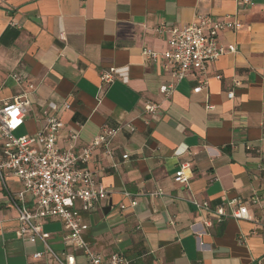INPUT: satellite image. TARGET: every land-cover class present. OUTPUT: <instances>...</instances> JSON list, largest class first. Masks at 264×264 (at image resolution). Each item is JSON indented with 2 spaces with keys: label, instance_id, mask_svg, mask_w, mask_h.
<instances>
[{
  "label": "crops",
  "instance_id": "1",
  "mask_svg": "<svg viewBox=\"0 0 264 264\" xmlns=\"http://www.w3.org/2000/svg\"><path fill=\"white\" fill-rule=\"evenodd\" d=\"M250 1L0 0V107L28 97L25 136L41 131L50 102L61 109L59 147L67 149L76 131V154L104 128L132 127L115 138L112 156L100 148L88 164L109 197L83 216L84 239L105 263L123 253L131 264H264V207L249 203L258 197L264 206V0ZM227 15H236L240 28L222 33L221 41L236 53L162 94L173 83L171 70L164 60L142 57L144 49H167L169 35L157 28ZM110 68L127 77L101 91L100 77ZM14 74H22L21 84ZM149 103L158 105L155 113L145 112ZM182 168L187 186L175 181ZM8 185L22 190L17 180ZM159 190L162 196H151ZM232 200L247 204L248 219L208 227L210 214L192 204L229 211ZM42 228L59 256L72 251L60 219H46ZM19 230L0 185V264H57L40 242L18 237Z\"/></svg>",
  "mask_w": 264,
  "mask_h": 264
},
{
  "label": "built area",
  "instance_id": "2",
  "mask_svg": "<svg viewBox=\"0 0 264 264\" xmlns=\"http://www.w3.org/2000/svg\"><path fill=\"white\" fill-rule=\"evenodd\" d=\"M236 1L244 5L251 4L250 0ZM239 28L236 15H227L219 21H214L209 16H197L192 23L181 28H157V34L169 35L167 49L162 53L144 49L142 57L145 62L157 63L164 60L166 68L171 70L173 83L161 87L160 92L171 95L176 85L191 73L207 75L211 64L217 63L227 53H236V47H226L220 35ZM61 37L63 38V35ZM12 77L18 84L23 81L22 74H14ZM126 77L123 69L110 68L100 77V90L113 85L117 80L125 81ZM238 84L236 82V85ZM228 98H234L233 91L228 93ZM30 105L31 101L24 95L0 107V137L3 140L0 148V185L18 213V237L31 243L40 242L45 252L51 255L57 264H78L76 253L84 256L85 264H131L123 253H115L105 263L84 239L87 226L82 222L84 215L96 210L99 201L109 197V191L97 183L88 169L93 152L101 148L106 155L112 156L115 138L122 130L132 129L131 125L124 124L116 129L104 128L98 137L76 154L75 146L79 139V133L76 131L70 133L67 149L59 147L63 123L58 117L61 109L54 102L47 105L44 126L40 132L35 136H14L25 125ZM158 108V105L149 103L145 106V112L155 113ZM206 109L210 111L213 107L207 105ZM123 158L127 160L128 156ZM13 179L22 184L20 192L14 193L10 190L8 183ZM175 181L187 186L185 168L176 173ZM162 195L160 190L151 194L152 197ZM124 196L132 199L131 206L137 205L134 195L124 192ZM249 203L264 207L258 197H252ZM192 204L199 212L210 214L211 220L205 222L208 227L214 222L220 224L230 218H249L247 204L239 200L228 203L229 211L223 205L213 208L208 202L192 201ZM125 208L121 207L122 210ZM50 218L62 221L67 232L64 244L72 248L71 252L64 253L62 257L53 250L49 244L50 235L42 228V222ZM40 257V254L33 255L34 259Z\"/></svg>",
  "mask_w": 264,
  "mask_h": 264
},
{
  "label": "rangeland",
  "instance_id": "3",
  "mask_svg": "<svg viewBox=\"0 0 264 264\" xmlns=\"http://www.w3.org/2000/svg\"><path fill=\"white\" fill-rule=\"evenodd\" d=\"M26 134H28L27 130L24 128L20 129L19 131H17L14 136L19 138V137H22V136H25Z\"/></svg>",
  "mask_w": 264,
  "mask_h": 264
}]
</instances>
